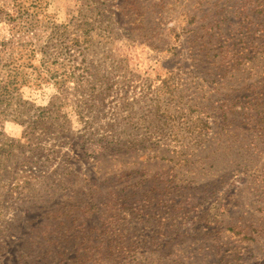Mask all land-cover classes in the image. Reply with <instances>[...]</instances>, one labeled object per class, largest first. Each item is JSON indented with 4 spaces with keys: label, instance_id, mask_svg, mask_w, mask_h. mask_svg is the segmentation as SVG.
I'll return each instance as SVG.
<instances>
[{
    "label": "rangeland",
    "instance_id": "374dc122",
    "mask_svg": "<svg viewBox=\"0 0 264 264\" xmlns=\"http://www.w3.org/2000/svg\"><path fill=\"white\" fill-rule=\"evenodd\" d=\"M0 83V264H74L112 215L140 264H264V0H0Z\"/></svg>",
    "mask_w": 264,
    "mask_h": 264
},
{
    "label": "trees",
    "instance_id": "16d2710c",
    "mask_svg": "<svg viewBox=\"0 0 264 264\" xmlns=\"http://www.w3.org/2000/svg\"><path fill=\"white\" fill-rule=\"evenodd\" d=\"M16 18H11L10 20H15ZM57 33V32H55ZM53 33V34H55ZM55 37H57L58 41H60V44L66 47H70V50H72L75 46H77L78 39H70L68 35H58L55 34ZM49 62L48 59L43 58V65H45V68H48L47 63ZM63 70H65V66L67 64H62ZM49 72V70H47ZM58 71L52 72L51 76L53 78H58ZM62 75V74H61ZM56 84L59 83V81H55ZM10 85V84H9ZM9 85L7 84H2L0 83V104L3 103H9L11 100L10 97V89ZM204 125L200 127V131H204ZM116 130L111 129L106 131L105 134H103L100 137V142H105V145L99 147V155L103 156L105 154L115 156H132L133 154H139L144 153V151L148 148H155L153 146H147L145 143V138H143L141 141H131L126 142V141H116L118 135L115 134ZM125 135H128L129 131H127L126 128H124L122 131ZM155 146V145H154ZM157 147V146H156ZM150 159H165L167 160L168 158H165L163 156L160 157V153H155L153 156L149 157ZM171 162L173 161L172 159L170 160ZM186 166L188 164V160L183 161ZM53 190L55 191L56 195H59V186H54ZM90 197L88 198V201H84L83 203L85 204V209L88 206H91V208L99 209V202L94 200L92 197V194H89ZM179 201H172L173 205L171 208H175V206H178L179 204H185V205H190L188 201L186 202H180L181 196H178ZM112 201L114 203H112ZM141 201H136L134 204H137ZM146 203V202H145ZM101 207H110V206H119V207H127L129 206V203L127 200L121 201L120 199H112L111 201H106L104 203L100 204ZM159 203L156 202L155 206L158 207ZM154 207V206H153ZM137 211L140 210V206H137L135 208ZM115 215H112L107 218V226L106 228L101 232L103 235H105L106 239L103 241L104 246L102 247L101 244L98 246H90L86 245L85 247H79V249L75 252V255L70 258L71 261L74 262V264H140L143 263L144 260H148L147 255L145 252L141 253H136L134 251V246L136 245L137 242H131L129 238L124 236V228L122 227L121 224L116 223L115 220ZM157 216L154 215L153 218H156ZM144 218H149L147 214H143L138 216L137 218V224L140 225V223H144ZM157 219L159 222L161 221L160 217ZM173 218V217H171ZM185 219V218H184ZM150 221V220H149ZM148 220L146 223L149 222ZM136 226V224H135ZM52 243H55L57 247V253L54 257H50V253H47L46 255H38L40 258L39 260L36 261L35 264H55L54 263V258L55 257H60V260L58 264H61L65 262L67 259V256L65 252L68 250V245H70L68 240H62V241H55L52 240ZM138 243H142L141 241H138ZM64 244H67L64 246ZM84 245V243H82ZM140 245V244H137ZM76 246V245H74ZM145 246V245H143ZM75 248V247H74ZM73 250V249H72ZM82 251V252H81ZM72 252V251H71ZM139 258H141V261H139ZM51 259L52 261H48ZM161 256H158L153 259L152 263H157L161 262Z\"/></svg>",
    "mask_w": 264,
    "mask_h": 264
}]
</instances>
